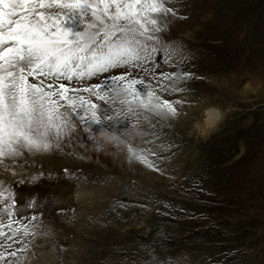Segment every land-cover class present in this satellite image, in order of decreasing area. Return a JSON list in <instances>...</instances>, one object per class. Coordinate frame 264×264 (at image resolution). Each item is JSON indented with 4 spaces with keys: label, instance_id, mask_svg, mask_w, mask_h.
Instances as JSON below:
<instances>
[{
    "label": "rangeland",
    "instance_id": "374dc122",
    "mask_svg": "<svg viewBox=\"0 0 264 264\" xmlns=\"http://www.w3.org/2000/svg\"><path fill=\"white\" fill-rule=\"evenodd\" d=\"M172 4L155 78L129 71L182 101L178 117L129 116L126 144L99 150L77 127L59 148L0 164V264H264V0ZM184 72L179 94L156 85ZM208 107L221 117L203 133Z\"/></svg>",
    "mask_w": 264,
    "mask_h": 264
},
{
    "label": "snow or ice",
    "instance_id": "6c2138e0",
    "mask_svg": "<svg viewBox=\"0 0 264 264\" xmlns=\"http://www.w3.org/2000/svg\"><path fill=\"white\" fill-rule=\"evenodd\" d=\"M177 16L172 0H0V164L59 148L77 127L99 150L98 135H119L124 122L131 124L129 116L177 118L176 105L182 101L162 98L129 71L155 78L153 53L162 43L158 34ZM113 69L123 73L112 75L110 85L85 84ZM163 75L168 88L159 80L156 85L179 94L176 81L189 73ZM217 118L209 113V122ZM125 144L121 140L115 146ZM126 152L129 160L152 167L132 147ZM5 193L0 184V201ZM3 210L10 219L6 201ZM0 236H5L2 229Z\"/></svg>",
    "mask_w": 264,
    "mask_h": 264
},
{
    "label": "bare ground",
    "instance_id": "6f19581e",
    "mask_svg": "<svg viewBox=\"0 0 264 264\" xmlns=\"http://www.w3.org/2000/svg\"><path fill=\"white\" fill-rule=\"evenodd\" d=\"M122 72H123L122 69H113V70H110L108 73H106V74H108L109 78L104 79L105 77L103 78V76L99 78V75H102V74H98L97 76L92 77V79H89V81L91 82V84L100 83V84L107 86L106 82L108 81L110 83L112 75H120V73H122ZM103 74H105V73H103ZM84 95L87 97L88 94L84 93ZM210 112L218 115V118L214 122H209L208 116H209ZM220 117L221 116H220V113L218 110H216L213 107H208V108L204 109V111H203V119L201 122V126L197 125V127H200L201 132L207 133L210 130H212L213 128H215L216 124L219 122Z\"/></svg>",
    "mask_w": 264,
    "mask_h": 264
},
{
    "label": "clouds",
    "instance_id": "9594fccd",
    "mask_svg": "<svg viewBox=\"0 0 264 264\" xmlns=\"http://www.w3.org/2000/svg\"><path fill=\"white\" fill-rule=\"evenodd\" d=\"M97 140H98V144H97L98 149H104L105 147L109 145H116L120 143L122 138L116 134L98 135Z\"/></svg>",
    "mask_w": 264,
    "mask_h": 264
}]
</instances>
